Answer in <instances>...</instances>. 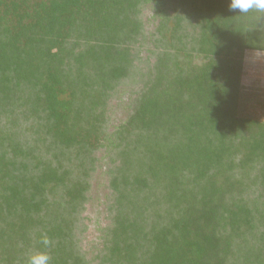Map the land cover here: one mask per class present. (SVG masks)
I'll return each mask as SVG.
<instances>
[{
  "label": "trees",
  "instance_id": "obj_1",
  "mask_svg": "<svg viewBox=\"0 0 264 264\" xmlns=\"http://www.w3.org/2000/svg\"><path fill=\"white\" fill-rule=\"evenodd\" d=\"M148 1L0 0V264H264V122L240 114L264 30L231 0H158L147 33Z\"/></svg>",
  "mask_w": 264,
  "mask_h": 264
},
{
  "label": "rangeland",
  "instance_id": "obj_2",
  "mask_svg": "<svg viewBox=\"0 0 264 264\" xmlns=\"http://www.w3.org/2000/svg\"><path fill=\"white\" fill-rule=\"evenodd\" d=\"M159 5L158 0H149L145 7L143 20L147 33L154 29L153 12ZM147 52L141 54L142 59L147 57ZM197 63H201L198 59ZM242 95L240 100V114L253 117L264 122V52L247 51L244 58L242 75ZM130 88H123L116 99L112 100L111 129L117 127L127 114V104L131 97ZM102 159L100 167L92 178L90 190V203L86 207L87 231L84 234L83 247L92 251L100 241V229L107 223L104 209L105 198L109 193L107 168L108 159L105 152L98 153Z\"/></svg>",
  "mask_w": 264,
  "mask_h": 264
},
{
  "label": "clouds",
  "instance_id": "obj_3",
  "mask_svg": "<svg viewBox=\"0 0 264 264\" xmlns=\"http://www.w3.org/2000/svg\"><path fill=\"white\" fill-rule=\"evenodd\" d=\"M229 10L238 12L239 15L254 14L257 27L264 30V0H231ZM41 243L45 247H51L53 241L46 234L42 237ZM51 256L46 252L32 254L28 264H50Z\"/></svg>",
  "mask_w": 264,
  "mask_h": 264
}]
</instances>
